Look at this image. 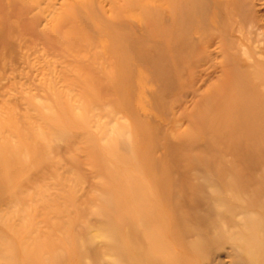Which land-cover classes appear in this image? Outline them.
I'll list each match as a JSON object with an SVG mask.
<instances>
[{"label": "rangeland", "instance_id": "rangeland-1", "mask_svg": "<svg viewBox=\"0 0 264 264\" xmlns=\"http://www.w3.org/2000/svg\"><path fill=\"white\" fill-rule=\"evenodd\" d=\"M36 1L0 0V264H264V0Z\"/></svg>", "mask_w": 264, "mask_h": 264}, {"label": "bare ground", "instance_id": "bare-ground-1", "mask_svg": "<svg viewBox=\"0 0 264 264\" xmlns=\"http://www.w3.org/2000/svg\"><path fill=\"white\" fill-rule=\"evenodd\" d=\"M79 0H76L74 3H72V5H73V7L75 8L74 10H72V12L74 11V12H77L78 13V6H77V2H78ZM38 2H40L39 0L38 1H36V3H38ZM81 2V1H80ZM81 4V3H80ZM72 7V8H73Z\"/></svg>", "mask_w": 264, "mask_h": 264}]
</instances>
